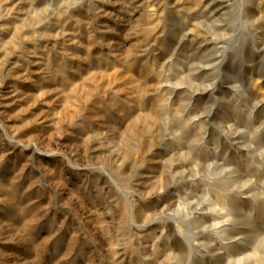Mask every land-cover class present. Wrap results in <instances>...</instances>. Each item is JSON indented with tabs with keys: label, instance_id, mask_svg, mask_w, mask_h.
I'll return each instance as SVG.
<instances>
[{
	"label": "rangeland",
	"instance_id": "rangeland-1",
	"mask_svg": "<svg viewBox=\"0 0 264 264\" xmlns=\"http://www.w3.org/2000/svg\"><path fill=\"white\" fill-rule=\"evenodd\" d=\"M0 264H264V0H0Z\"/></svg>",
	"mask_w": 264,
	"mask_h": 264
}]
</instances>
